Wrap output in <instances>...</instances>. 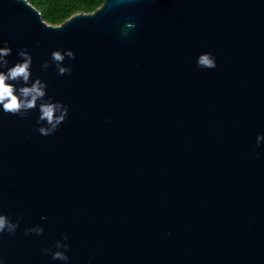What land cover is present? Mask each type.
Returning <instances> with one entry per match:
<instances>
[{"label": "water", "instance_id": "1", "mask_svg": "<svg viewBox=\"0 0 264 264\" xmlns=\"http://www.w3.org/2000/svg\"><path fill=\"white\" fill-rule=\"evenodd\" d=\"M4 42L69 115L45 137L38 107L0 105L2 264H264V0H104L60 26L0 0Z\"/></svg>", "mask_w": 264, "mask_h": 264}, {"label": "clouds", "instance_id": "2", "mask_svg": "<svg viewBox=\"0 0 264 264\" xmlns=\"http://www.w3.org/2000/svg\"><path fill=\"white\" fill-rule=\"evenodd\" d=\"M135 27V24L129 23L122 32L127 36V30H134ZM4 43L5 46L0 47V67L7 68L6 72L0 71V105H2L3 112L23 117L29 111L37 109L38 107L40 115L37 123L43 126L39 127L37 131L45 137L53 135L66 121L69 115L68 106L62 102H53L51 99L45 100L48 85L39 78L34 82L32 81L31 67L33 59L26 49L19 51L22 62H18L9 68L6 58L12 54V49L7 46V42ZM66 58L75 60V53L71 50H57L51 54V62L55 64L57 72L61 76L71 75L72 73L71 67L63 66ZM50 66V63H44L42 65L44 70H47ZM197 67L200 69L214 70L218 65L212 53H203L197 58ZM21 82L24 86L17 88V84ZM262 140H264V135L257 137L258 144ZM41 219L46 220L47 217H41ZM19 226V220L12 222L6 215L0 214V234L7 231L9 235H15ZM29 234L43 235L44 228L37 226L28 229L25 235ZM63 239H68L67 233L63 235ZM55 248L62 249V251L51 252L50 249H44V254L48 255L51 252L52 259L57 261L66 262L69 260L66 254L70 248L68 244L56 241ZM0 264H2V261H0Z\"/></svg>", "mask_w": 264, "mask_h": 264}, {"label": "trees", "instance_id": "3", "mask_svg": "<svg viewBox=\"0 0 264 264\" xmlns=\"http://www.w3.org/2000/svg\"><path fill=\"white\" fill-rule=\"evenodd\" d=\"M41 12L49 25L60 26L78 14H91L101 7L104 0H27Z\"/></svg>", "mask_w": 264, "mask_h": 264}]
</instances>
